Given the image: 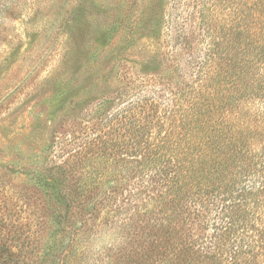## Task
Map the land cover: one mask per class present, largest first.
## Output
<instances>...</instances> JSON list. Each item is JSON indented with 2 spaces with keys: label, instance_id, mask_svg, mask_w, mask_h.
Listing matches in <instances>:
<instances>
[{
  "label": "rangeland",
  "instance_id": "374dc122",
  "mask_svg": "<svg viewBox=\"0 0 264 264\" xmlns=\"http://www.w3.org/2000/svg\"><path fill=\"white\" fill-rule=\"evenodd\" d=\"M210 2L0 0V258L197 263L215 212L204 227L188 218L202 214L197 204L159 198L156 172L130 162L105 174L99 150L121 108L153 102L169 112L199 84L206 50L228 39L219 30L227 11ZM128 137L119 146L131 154Z\"/></svg>",
  "mask_w": 264,
  "mask_h": 264
},
{
  "label": "trees",
  "instance_id": "16d2710c",
  "mask_svg": "<svg viewBox=\"0 0 264 264\" xmlns=\"http://www.w3.org/2000/svg\"><path fill=\"white\" fill-rule=\"evenodd\" d=\"M217 1L227 11L219 30L228 39L206 50L199 84L169 112L149 102L113 114L99 160L105 174L130 162L137 172H156L159 198L197 204L202 214L188 218H202L204 227L205 212H215L213 243L201 247L196 264H264V0H211L208 8ZM121 128V140L113 138ZM127 136L131 154L119 146Z\"/></svg>",
  "mask_w": 264,
  "mask_h": 264
}]
</instances>
